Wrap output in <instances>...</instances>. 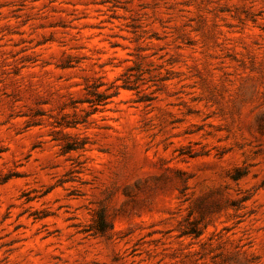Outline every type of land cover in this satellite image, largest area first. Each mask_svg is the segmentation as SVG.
<instances>
[{"label":"rangeland","instance_id":"1","mask_svg":"<svg viewBox=\"0 0 264 264\" xmlns=\"http://www.w3.org/2000/svg\"><path fill=\"white\" fill-rule=\"evenodd\" d=\"M0 264H264V0H0Z\"/></svg>","mask_w":264,"mask_h":264},{"label":"trees","instance_id":"2","mask_svg":"<svg viewBox=\"0 0 264 264\" xmlns=\"http://www.w3.org/2000/svg\"><path fill=\"white\" fill-rule=\"evenodd\" d=\"M99 86H97L96 88L98 89ZM90 95H92L93 97H95L94 99H90L88 98V100H86L87 103H89L91 105V107H94V111H97V107L100 105H106L107 104V99H109L111 97V95L106 94V92H99L96 91L94 93L89 92ZM117 94V92H116ZM104 220V219H103ZM105 223V222H103Z\"/></svg>","mask_w":264,"mask_h":264}]
</instances>
